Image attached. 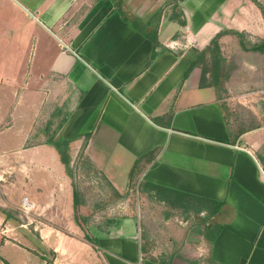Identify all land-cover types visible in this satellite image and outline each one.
<instances>
[{"label": "crops", "instance_id": "1", "mask_svg": "<svg viewBox=\"0 0 264 264\" xmlns=\"http://www.w3.org/2000/svg\"><path fill=\"white\" fill-rule=\"evenodd\" d=\"M159 6L0 0V264H166L151 254L145 208L134 218L123 207L99 228L83 201L74 205L79 156L121 199L136 184L143 206L150 197L204 216L198 244L213 264H264V125L232 132L222 108L248 87L233 76L218 91L200 87L198 68L184 77L221 32L226 59L232 33L264 41L262 16L248 0H187L151 33ZM252 54L253 66L233 71H264V52ZM52 137L69 142L64 162ZM22 198L35 205L27 218Z\"/></svg>", "mask_w": 264, "mask_h": 264}, {"label": "rangeland", "instance_id": "2", "mask_svg": "<svg viewBox=\"0 0 264 264\" xmlns=\"http://www.w3.org/2000/svg\"><path fill=\"white\" fill-rule=\"evenodd\" d=\"M187 0H137V3H156L160 4L159 8L152 14L148 25H150V31L155 27V24L159 20L162 12H166L169 18L179 17V11L176 9V3H184ZM252 3L251 0H248ZM261 6L264 11V0H253ZM170 4H173L172 6ZM175 4V5H174ZM253 4V3H252ZM257 13H260L259 9ZM119 8V7H118ZM255 9H253V15ZM261 14V13H260ZM261 26L262 32L264 28ZM152 28V29H151ZM232 43L227 42L224 47V54L228 58H223L220 52V58L222 60L220 64V70L228 74V77H238L242 79L247 85L245 91L234 92L232 97L234 100L222 104L223 111L226 119L229 122L232 132H238L239 130H246L253 128V124L264 125V71L253 73L249 71L247 66L244 71L235 73V68L240 67V61H246L247 64L253 66V54L252 50H248L253 45H258L262 40H258L257 36H250L244 34H238L232 38ZM233 45V46H232ZM230 52V54H229ZM264 60V57H261ZM237 68V69H238ZM236 69V70H237ZM237 74L236 76H234ZM256 74V89L253 90V75ZM223 75V74H222ZM220 78V87L218 85L217 91L222 87L224 78ZM232 77V78H233ZM229 79V78H228ZM227 79V80H228ZM226 80V81H227ZM55 141V145L60 146L61 153L64 158L68 157V143L67 141H61L58 139ZM53 141V142H54ZM69 171V177L72 182L74 205L77 201H83L84 206L91 212V219L95 217V223L97 227H101L105 223L115 222L121 219V209L126 207L128 214L125 216L134 217L137 216L139 206L147 210V218L149 219V231L151 237L155 238L156 244L151 250V254L161 258L166 264H213L207 252L198 244V241H202L204 216L202 215H188L183 213L185 210L174 211L171 209H164L155 203V201L146 198L144 206L141 201L143 197L141 187L132 184L129 193L121 199L117 197L110 190L108 185L104 182L103 178L87 163L82 157H77L76 164ZM124 216V217H125ZM171 221V225L168 221ZM191 227L190 239L186 240L187 234L186 227ZM176 227L182 228V231H177ZM178 232V233H177ZM186 236V237H185ZM154 242V241H153Z\"/></svg>", "mask_w": 264, "mask_h": 264}, {"label": "trees", "instance_id": "3", "mask_svg": "<svg viewBox=\"0 0 264 264\" xmlns=\"http://www.w3.org/2000/svg\"><path fill=\"white\" fill-rule=\"evenodd\" d=\"M252 3L259 9L263 23H264V11L261 8L259 4H257L255 1L251 0ZM179 24L181 26L184 25V22L179 21ZM229 34L228 32H221L217 34L210 42L209 46L196 54L195 59L193 63L191 64L190 68L185 73L184 77H187L189 72L193 68H198L201 72L200 76V87H205L207 84L217 87L218 83L220 82L221 75L224 78V81H226L229 77L227 73H224V71L220 70V64L222 62L220 58V52H219V46H218V40L221 38V36ZM234 35H237V33H232ZM151 41L154 45L157 44L156 42V34L153 33V37L151 38ZM248 50L257 51V52H264V41L260 43L258 46L251 47ZM55 147L59 150V155L61 156V160L64 162L66 158H64L63 154L61 153L60 146L58 144L55 145ZM152 189H155L157 191V194L160 196L161 194L168 195V197L171 195V191L165 190L159 187L151 186ZM176 202H179L178 199L175 200ZM200 203H202L200 200L195 199V207H200ZM212 212H215L212 210ZM93 244H95V241L87 240ZM256 247L260 249H264V229L261 232V235L256 243Z\"/></svg>", "mask_w": 264, "mask_h": 264}, {"label": "built area", "instance_id": "4", "mask_svg": "<svg viewBox=\"0 0 264 264\" xmlns=\"http://www.w3.org/2000/svg\"><path fill=\"white\" fill-rule=\"evenodd\" d=\"M34 210H35V205L32 202L28 201L26 198H22L19 207V211L21 215L24 218H27L31 213H33Z\"/></svg>", "mask_w": 264, "mask_h": 264}]
</instances>
